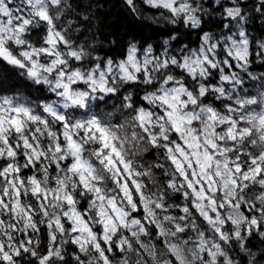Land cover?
Segmentation results:
<instances>
[{
  "label": "clouds",
  "instance_id": "9594fccd",
  "mask_svg": "<svg viewBox=\"0 0 264 264\" xmlns=\"http://www.w3.org/2000/svg\"><path fill=\"white\" fill-rule=\"evenodd\" d=\"M0 264H264V0H0Z\"/></svg>",
  "mask_w": 264,
  "mask_h": 264
}]
</instances>
